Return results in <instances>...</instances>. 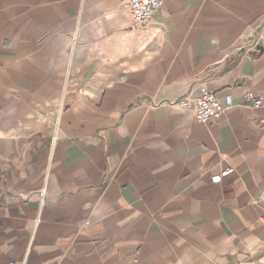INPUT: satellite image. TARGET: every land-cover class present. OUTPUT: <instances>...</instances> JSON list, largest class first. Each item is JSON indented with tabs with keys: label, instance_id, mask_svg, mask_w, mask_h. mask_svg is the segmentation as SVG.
<instances>
[{
	"label": "crops",
	"instance_id": "crops-1",
	"mask_svg": "<svg viewBox=\"0 0 264 264\" xmlns=\"http://www.w3.org/2000/svg\"><path fill=\"white\" fill-rule=\"evenodd\" d=\"M207 88V124L174 106ZM264 0H0V264H264ZM234 172L219 183L215 176Z\"/></svg>",
	"mask_w": 264,
	"mask_h": 264
},
{
	"label": "built area",
	"instance_id": "built-area-1",
	"mask_svg": "<svg viewBox=\"0 0 264 264\" xmlns=\"http://www.w3.org/2000/svg\"><path fill=\"white\" fill-rule=\"evenodd\" d=\"M164 3L165 0H128L129 14L133 25L145 27L151 24L155 15L164 7ZM243 101L245 106L252 110L264 109V95L248 93L243 97ZM174 106L191 113L200 123L207 124L212 120L221 119L228 110L235 107V104L231 98L221 101L214 93L203 87L198 98L187 97ZM233 172V169H228L221 175L215 176L213 180L219 183L222 178Z\"/></svg>",
	"mask_w": 264,
	"mask_h": 264
}]
</instances>
